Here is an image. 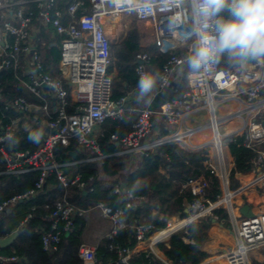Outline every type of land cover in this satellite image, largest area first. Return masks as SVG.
I'll return each instance as SVG.
<instances>
[{
    "label": "built area",
    "instance_id": "built-area-1",
    "mask_svg": "<svg viewBox=\"0 0 264 264\" xmlns=\"http://www.w3.org/2000/svg\"><path fill=\"white\" fill-rule=\"evenodd\" d=\"M32 2L36 4L37 12L29 9ZM139 5L137 0H71L64 14L56 0H0V72L8 68L21 69L23 87L40 101L26 96L6 101L0 93V164L5 166L4 170H0V176L40 173L38 181L29 190L0 200V217L10 215L18 203L44 193L47 186L51 188L52 185L46 184L54 173L64 188L77 186L85 193L89 189L80 175L69 177L63 169L78 162L59 164L55 151L58 146L72 147L71 152H76L77 156L84 155L86 162L103 164L107 158L98 144L101 127L109 119H122L128 101L125 98L120 101L112 99V76L108 72L112 64L113 30L125 14L148 24L153 30L156 46L162 51L179 48L189 51L190 42L185 43L179 35L182 29L174 27L171 22V17L179 14V9L165 6V0H157V5L150 12L141 11ZM42 29H52L61 38L59 68L63 79H53L44 72L37 48ZM136 59V70L140 76L147 72L151 57L143 53ZM187 68L185 56L172 55L160 73L166 82L158 83V89L164 90L173 74L185 71L183 76L187 79L188 89L183 98L168 101L157 110L151 107L142 109L137 114L132 131L124 137L112 135L111 140L121 147L119 155L133 162L140 161L160 145L174 144L179 147L178 142L189 143L192 132H182L177 127L194 109L205 108L212 115L213 145L222 165L219 171L212 166L210 168L221 181L222 195L212 202L207 197L209 184L204 177L187 178L181 192H189L193 197L186 209L188 216L171 218L164 229L157 231L153 225L135 226L136 247L130 250L117 244L111 245L110 251L117 255V259L107 264H132L135 256L144 253L139 250L147 243L151 242V246L145 252L153 250L154 245L168 242L188 225L212 217L219 208L226 209L235 238L234 247L224 254L228 264H252V252L264 247V212L248 216L237 212L234 198L239 191L230 187L223 158V141L226 148L237 136H243V144L248 148L263 143L264 121L253 120L233 136L221 135L214 115L216 99L225 91L243 95L248 102L264 106V63L254 64L251 68L241 67L236 71L221 68L219 64L207 71L193 72ZM132 111L135 110L129 112ZM156 117L163 119L168 135L161 136V127L154 122ZM26 128L45 131L34 152L19 149L21 140L17 134ZM216 132L219 135L217 138ZM205 156L209 158L206 153ZM252 164L259 169L264 167V152L253 159ZM126 189L123 182L114 187V194L121 203L129 209L144 205V197H128ZM89 191L92 192L93 188L90 187ZM97 208L110 225L107 237L113 238L127 227L123 221V208H113L104 203ZM86 214V210L76 208L67 200L57 202L49 217L50 230H44L41 236L43 250L56 252L62 237L72 233L76 220ZM32 217L29 214L13 233H18ZM96 251L97 246L83 243L79 249L82 264H103L97 260ZM17 261V256L3 254L0 250V264ZM161 264L172 263L162 261Z\"/></svg>",
    "mask_w": 264,
    "mask_h": 264
},
{
    "label": "trees",
    "instance_id": "trees-1",
    "mask_svg": "<svg viewBox=\"0 0 264 264\" xmlns=\"http://www.w3.org/2000/svg\"><path fill=\"white\" fill-rule=\"evenodd\" d=\"M56 1L58 8L65 14L71 0ZM29 4V9L38 11L34 2ZM143 37L137 26V19L134 18L124 37L117 44L116 53L114 52V54L112 44V64L108 71L112 76V99L120 101L125 98L128 101L122 119H109L101 127L102 131L98 144L102 152L107 155L104 163L86 162L84 155H78L73 159L70 154L72 147L58 146L55 151V158L59 164L78 162L75 165L64 167L65 173L69 177L80 175L82 181L89 185V189L90 187L93 188V191L90 192L87 189L85 193L77 186L64 188L54 173L48 178L46 184L52 185L51 188L47 186L44 193L39 194L34 199L18 203L10 215L0 217V239H4L16 231L20 223L29 214L33 215L25 226L19 229L15 241L2 250L3 254L19 258V261L7 264L83 263L79 257V249L84 243L85 218L76 220L75 229L69 235L62 237L56 252L47 253L43 250L41 236L44 230H50L49 217L59 201L67 200L76 208L86 211L96 208L101 203L113 208L124 209L123 221L127 227L113 238L105 237L97 246V260L99 262H110L117 259V255L110 251L111 245L117 244L130 250L136 247L135 226L140 224L153 225L157 231L164 229L168 221L175 216L179 218L188 216L186 209L188 204L192 202L193 197L189 192H181L183 183L187 178L204 177L209 184L207 197L212 202L222 195V185L219 177L213 173L210 167L205 166L208 158L203 154H188L174 144L160 145L156 148V151L143 156L136 167L124 176L123 181H119L118 178L126 168L127 163H132L133 160L119 155L121 147L111 140V136L124 137L128 135L132 131L139 111L151 107L153 101L152 94L150 103L137 102L136 85L139 79V74L136 70L138 67L137 55L143 53L150 55L151 60L147 66V72L159 71L161 73L163 65L172 55L186 56L188 54L187 49L164 52L156 46L155 41L144 47L142 45ZM53 41H56V46H51ZM60 41L61 38L52 29H42L38 36L37 48L44 65V72L53 79H63L59 68L61 59ZM218 64L221 68L233 71L241 68L240 65L223 61ZM21 78H23L21 69L8 68L2 70L0 72L1 95L6 101L21 96L38 101L23 87ZM186 80L184 75L179 82L175 83L170 101L183 98L188 89ZM131 94L133 96L129 98ZM132 109L135 111L129 112ZM256 121L262 120L258 118ZM154 122L161 127L162 137L168 135V132L163 129V125H165L163 119L154 118ZM214 127L216 128V124H214ZM36 131L41 133V142L45 135L44 130L38 128L29 130L26 128V130L22 129L17 134V138L21 140L19 149H26V151L29 150L31 152L38 149L40 142L37 144L29 139V135ZM218 136L216 132V138ZM243 143V136H237L229 144V149L234 159V168L229 176L232 186L238 185L235 174L254 171L256 167L252 164V160L264 152V142L254 148H248ZM4 169L5 166L0 164V170ZM39 177V172L18 176H0V200L29 190L38 181ZM138 178L144 179L148 186L135 196L144 197L146 202L141 207L129 209L114 194V187L118 183L123 182L128 188ZM212 218L224 223L225 226H230L229 215L224 208L216 209L212 214ZM210 227L211 222L208 218H203L188 225L186 229L175 233L168 242L158 244V248L172 264H203L208 257L203 245L209 238ZM131 262L132 264H159L156 257L150 252L135 256Z\"/></svg>",
    "mask_w": 264,
    "mask_h": 264
},
{
    "label": "clouds",
    "instance_id": "clouds-1",
    "mask_svg": "<svg viewBox=\"0 0 264 264\" xmlns=\"http://www.w3.org/2000/svg\"><path fill=\"white\" fill-rule=\"evenodd\" d=\"M157 0H140V10L150 12ZM179 9L171 17L189 51L185 64L193 72L207 71L223 61L244 66L250 60L264 63V0H165V6ZM166 82L159 71L143 72L136 85L137 102L150 103L158 83ZM39 143L41 133L29 135ZM138 178L125 190L134 197L147 187Z\"/></svg>",
    "mask_w": 264,
    "mask_h": 264
},
{
    "label": "crops",
    "instance_id": "crops-1",
    "mask_svg": "<svg viewBox=\"0 0 264 264\" xmlns=\"http://www.w3.org/2000/svg\"><path fill=\"white\" fill-rule=\"evenodd\" d=\"M145 25L149 26L148 24ZM141 34L144 36L142 44L144 47H147L149 44H152L155 41L153 30L151 27L149 33L147 31H142ZM124 35L125 33L122 37H124ZM54 43H56V41H53L51 43V46H56L54 45ZM257 63L260 62L250 60L246 65L241 67L251 68L254 64ZM181 72L182 70L172 75L171 82L168 85V87L172 90L174 89L175 83L179 82L183 77V74L185 73V71H183L182 73ZM157 89L158 86L153 93V101L151 106L156 103V99L159 95ZM162 93H165V91L163 92L162 90ZM129 96V98H131L133 95L131 94ZM251 105L253 106L251 107ZM214 115L217 120V129L219 133L221 135L233 136L236 133H240L243 129H245L246 124L253 120H257L258 118H260L262 121H264V106L248 102L246 100V97L243 95H234L232 91H225L222 96L216 99ZM211 122L212 115L207 109L196 108L192 113L185 116V118L178 125L177 129L182 132H192V137L188 141L189 143H184V146L186 147H183L182 149L188 154H199L201 151H204L203 155H205L206 153L209 157L205 166H212L213 168L219 171L221 170L222 165L220 163V159L217 156V150L213 145L215 133ZM223 158L229 179L230 173L234 168V159L231 155L229 147L223 150ZM235 179L238 185L232 186L230 184V187L232 190L238 189L239 191L234 198V204L237 209V212L241 214L242 207L247 205L250 207L251 214L263 213L264 167L260 169L256 168L254 171L248 173H236ZM208 235L209 238L203 245L205 251L208 253V257L203 262V264H228L224 258V254L228 250L232 249L235 244L234 232L232 229L231 222L230 226H225L224 223L218 221L215 223L211 222V227L209 229ZM105 237V235L100 236L95 241H92L89 238L87 239L84 231L83 242L88 245L98 246V244ZM10 245L4 248L0 246V250L2 251ZM251 260L252 264H264V247L253 251L251 254Z\"/></svg>",
    "mask_w": 264,
    "mask_h": 264
},
{
    "label": "rangeland",
    "instance_id": "rangeland-1",
    "mask_svg": "<svg viewBox=\"0 0 264 264\" xmlns=\"http://www.w3.org/2000/svg\"><path fill=\"white\" fill-rule=\"evenodd\" d=\"M134 20V16L133 15H129V14H125L123 19L121 20V22L118 24L117 28L113 30V34H112V43H113V54L114 52L116 53V46L117 44L120 42L122 35L129 29L130 25L132 24ZM146 23H141L137 21V26L140 32L142 31H147L148 33L150 32V27L145 25ZM188 69V68H187ZM165 125H163V129ZM179 147L182 149L184 146V142H178ZM226 149L225 143L223 141V150ZM137 162H133V163H127L126 168L122 171L121 175L119 176V181H123L124 176L131 171L133 168L136 167V165L138 164L139 160H136ZM87 223V228L85 230V234L87 239L89 238L92 241H95L96 239H98L100 236H108L110 233V228H109V223L107 222V220H105L102 216L101 211L96 207L93 209H90L87 211L86 216L84 217ZM175 218H179L178 216L173 217V219ZM148 244V245H147ZM145 246L141 247L140 251H144L145 249H149V246H151V242L147 243ZM150 253H154L153 255L156 257L157 261L159 262V264H161L162 261H166L168 262V260L165 258V256L163 255V253L159 250L158 245H154L153 246V250L148 251ZM107 262H102L103 264L108 263Z\"/></svg>",
    "mask_w": 264,
    "mask_h": 264
},
{
    "label": "water",
    "instance_id": "water-1",
    "mask_svg": "<svg viewBox=\"0 0 264 264\" xmlns=\"http://www.w3.org/2000/svg\"><path fill=\"white\" fill-rule=\"evenodd\" d=\"M165 91V93H162V90L161 89H157V92L159 93L157 99H156V103L151 106L152 109H155L157 108L158 106H160V104H164L168 101H170V98L172 97V94H173V90L169 87H166L163 92ZM73 157V159H75L77 157V153L76 152H71L70 153ZM187 212V210H186ZM241 214L244 215V216H248V215H251V210H250V207L245 205L244 207H242L241 209ZM208 220L212 223H215L217 222L216 219L212 218V217H209ZM18 236V233L15 232V233H12L9 237L7 238H4V239H0V246L2 248L10 245Z\"/></svg>",
    "mask_w": 264,
    "mask_h": 264
}]
</instances>
